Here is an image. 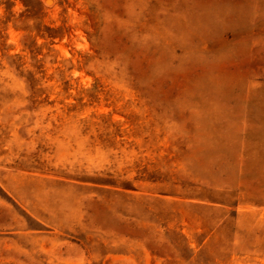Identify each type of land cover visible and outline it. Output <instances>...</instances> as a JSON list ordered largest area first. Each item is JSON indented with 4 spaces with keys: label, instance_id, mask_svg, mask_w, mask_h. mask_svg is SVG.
Listing matches in <instances>:
<instances>
[{
    "label": "rangeland",
    "instance_id": "obj_1",
    "mask_svg": "<svg viewBox=\"0 0 264 264\" xmlns=\"http://www.w3.org/2000/svg\"><path fill=\"white\" fill-rule=\"evenodd\" d=\"M0 264H264V0H0Z\"/></svg>",
    "mask_w": 264,
    "mask_h": 264
},
{
    "label": "bare ground",
    "instance_id": "obj_2",
    "mask_svg": "<svg viewBox=\"0 0 264 264\" xmlns=\"http://www.w3.org/2000/svg\"><path fill=\"white\" fill-rule=\"evenodd\" d=\"M47 1H48V2H52V0H46V2H47Z\"/></svg>",
    "mask_w": 264,
    "mask_h": 264
}]
</instances>
